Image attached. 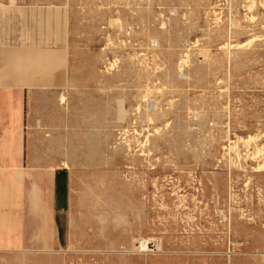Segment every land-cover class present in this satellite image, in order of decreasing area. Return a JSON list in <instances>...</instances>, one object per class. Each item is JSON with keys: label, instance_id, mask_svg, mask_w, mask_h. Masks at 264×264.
Returning a JSON list of instances; mask_svg holds the SVG:
<instances>
[{"label": "rangeland", "instance_id": "obj_1", "mask_svg": "<svg viewBox=\"0 0 264 264\" xmlns=\"http://www.w3.org/2000/svg\"><path fill=\"white\" fill-rule=\"evenodd\" d=\"M18 2L66 37L30 132L71 175L69 244L0 264H264V0Z\"/></svg>", "mask_w": 264, "mask_h": 264}, {"label": "crops", "instance_id": "obj_2", "mask_svg": "<svg viewBox=\"0 0 264 264\" xmlns=\"http://www.w3.org/2000/svg\"><path fill=\"white\" fill-rule=\"evenodd\" d=\"M51 21L49 3L0 0V252L69 244L71 175L30 132L66 84V37Z\"/></svg>", "mask_w": 264, "mask_h": 264}, {"label": "built area", "instance_id": "obj_3", "mask_svg": "<svg viewBox=\"0 0 264 264\" xmlns=\"http://www.w3.org/2000/svg\"><path fill=\"white\" fill-rule=\"evenodd\" d=\"M140 246L142 247V243H140ZM145 248L149 249L151 247L150 243L144 244ZM263 259H264V255H263Z\"/></svg>", "mask_w": 264, "mask_h": 264}, {"label": "bare ground", "instance_id": "obj_4", "mask_svg": "<svg viewBox=\"0 0 264 264\" xmlns=\"http://www.w3.org/2000/svg\"><path fill=\"white\" fill-rule=\"evenodd\" d=\"M147 243H148V242L145 241V242H143L142 244H147ZM144 247H145V246H144Z\"/></svg>", "mask_w": 264, "mask_h": 264}]
</instances>
